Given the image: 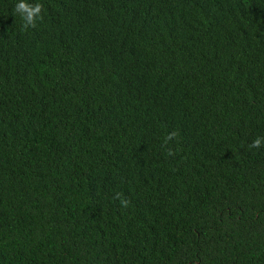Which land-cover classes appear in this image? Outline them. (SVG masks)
I'll return each instance as SVG.
<instances>
[{"label": "trees", "instance_id": "16d2710c", "mask_svg": "<svg viewBox=\"0 0 264 264\" xmlns=\"http://www.w3.org/2000/svg\"><path fill=\"white\" fill-rule=\"evenodd\" d=\"M20 2L0 264H264V0Z\"/></svg>", "mask_w": 264, "mask_h": 264}, {"label": "clouds", "instance_id": "9594fccd", "mask_svg": "<svg viewBox=\"0 0 264 264\" xmlns=\"http://www.w3.org/2000/svg\"><path fill=\"white\" fill-rule=\"evenodd\" d=\"M17 11L25 16V19L28 23H32L34 16L39 13L40 8L38 5L33 8L21 0V2L17 5ZM261 143L262 141L257 139L253 142L252 147H260Z\"/></svg>", "mask_w": 264, "mask_h": 264}]
</instances>
